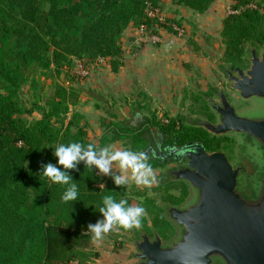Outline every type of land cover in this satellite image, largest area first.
Returning <instances> with one entry per match:
<instances>
[{
	"label": "trees",
	"instance_id": "1",
	"mask_svg": "<svg viewBox=\"0 0 264 264\" xmlns=\"http://www.w3.org/2000/svg\"><path fill=\"white\" fill-rule=\"evenodd\" d=\"M173 1L202 12L213 0ZM256 1L233 0L230 8L237 12L228 13L222 22L224 52L234 65L242 61L246 43L264 45V8L248 6ZM43 3L47 4L45 11ZM148 3L160 8V0H0V264L87 262L85 251L91 238L85 231L89 223L102 219L97 211L102 196L126 199L131 205L124 186H116L110 176L98 174L83 162L68 170L77 184L78 200H61L66 186L39 175L41 164L56 163L51 147L69 142L105 147L106 134L95 135L87 126L77 124L74 115L66 117L67 88L58 89L44 101L47 109H27L21 89L30 80L32 66L42 73L52 69L59 73L71 55L88 61L103 57L115 72L112 61L121 54L120 35L130 24L144 25L149 32L163 28L176 34L174 26L181 27L179 21L149 16ZM30 81L35 83L33 78ZM35 110L40 116L29 121ZM175 125L173 121L162 125L161 131L171 134L183 130L179 143L198 140L208 151L219 150V137H209L193 126L178 129ZM88 132L92 137L87 138ZM175 187H179V195L167 192L164 200L178 205L187 194V185L179 182ZM146 213L155 215L152 224L162 236L168 221L161 208L152 205ZM10 214L19 222L12 234H2Z\"/></svg>",
	"mask_w": 264,
	"mask_h": 264
},
{
	"label": "water",
	"instance_id": "2",
	"mask_svg": "<svg viewBox=\"0 0 264 264\" xmlns=\"http://www.w3.org/2000/svg\"><path fill=\"white\" fill-rule=\"evenodd\" d=\"M249 54L245 69L230 63L223 71L229 88L242 101L252 100L253 108L237 113L220 85L219 106L210 103L215 122L202 119L197 126L212 136H248L264 153V49L251 47ZM180 152L184 165L169 174L185 182L191 196L165 209L178 234L164 243L157 232H142L134 241L137 264H264V170L253 195L245 197L237 183L239 168L224 152L207 151L201 141L184 144Z\"/></svg>",
	"mask_w": 264,
	"mask_h": 264
},
{
	"label": "rangeland",
	"instance_id": "3",
	"mask_svg": "<svg viewBox=\"0 0 264 264\" xmlns=\"http://www.w3.org/2000/svg\"><path fill=\"white\" fill-rule=\"evenodd\" d=\"M253 4H258L261 9L264 8V0H257L256 3L254 2ZM41 7L45 11L47 9V4L43 3ZM133 27L136 30L137 27L130 24L120 35L119 41L121 45V54H119V56L112 61L113 66L116 64L115 72L121 69L123 63V47L124 45H127L129 34L134 31ZM251 47L256 46L252 45L251 43H246L244 45L242 61L238 65H234V63L230 62L229 57L225 55L224 50L223 52L217 53V61H219V63L215 65L213 69L214 74L209 78L199 74L195 69L190 67L189 63H184V68L186 69L185 73L184 71L182 72L181 69H178V72H176V82H178L177 85L179 86L177 93L173 94L172 96H162L161 98H158V96L146 95L102 96L103 100L98 96H93V98H88V96L80 97L78 89L75 85L65 84V81H69L72 84H79L80 80L82 79V77H79L78 73H76V60L78 58H74L71 55L69 56V63L65 62L59 67V73H54L53 69L46 70L45 73H42L39 68L32 66L29 77L30 80L33 78L35 83L31 84V81L29 80L23 85L21 89V98L27 109L35 106V109H38V106L45 107V109H47L46 106H44V101L47 100L49 96L55 95L58 92V89L67 88L65 89L66 91L64 90L65 94H68L66 97V103L68 104V113L66 115L67 118H69L71 115H74L76 123L87 126L89 131H91L93 134L100 136L106 134L108 142L105 144V146L112 145L118 149H131L133 151H140L144 142L139 139L140 137L138 134H124L121 132L124 131L123 126L125 123L132 120L133 117L136 116V113L144 116L148 123L154 127L169 125L173 121L176 124L175 126L181 127L189 125L205 131L203 128L198 127L197 124L202 119L211 121L213 118H215L209 101L212 100L214 102H219L217 94L219 93L220 85L224 87V93L226 94L228 100L234 102L237 113H242L252 109L254 105L253 101H242L238 97L237 93L229 88L228 84L230 82L226 78V74L223 71V69L229 68L230 63L242 69L243 67H247V57L250 56L249 49ZM224 48L225 47L223 45V49ZM256 49L262 50L264 49V45L257 46ZM113 62H115V64ZM107 64L108 68L111 69L110 63L107 62ZM206 81H209L210 83ZM194 83L196 84L195 87ZM200 88H207V90L200 91ZM95 110H101L104 112L99 116H94L92 115V111ZM114 111L115 113H112ZM39 116V112L35 110L28 117V120L32 121ZM186 119L189 121L188 123H191L187 124ZM193 124H196V126ZM125 131L127 132L129 130ZM171 134H168L167 137H169ZM90 137H92L91 133L88 132L87 138ZM209 137H212V135L209 134ZM215 137L220 138L218 139L219 150L225 154L229 153L228 160L232 164L233 155L230 152L232 151L231 149H233L238 136L227 134ZM137 139L140 141H137ZM115 142L117 143L114 145ZM148 162L151 164L153 173L157 178V183L150 187H146L143 185H137L134 182H130L127 186H124V191L129 200H132L131 204H141L145 208V211L151 208L152 205H155L161 208L162 214L166 218L165 209L170 204L164 200V196L167 194V192L178 196L180 189H177L179 187H175V183L183 181H176L173 178L167 177L165 173L166 168L163 169L166 166H161L158 164L157 160L149 159ZM170 166H172V164H169L168 168H170ZM113 172L117 173L118 169H114ZM165 185L167 187H164ZM186 190L187 194L184 200L178 205L184 204L190 198L191 190L188 185ZM146 199L151 201L146 202ZM147 214L148 213L145 214V223L142 224V227L139 229L133 228L131 230L122 231L114 229L107 233L104 239L99 243H94L92 239H90L85 251L88 253L89 261H84L82 264H92L96 262L100 255L99 252L100 249H102L101 247H104L103 250H108L109 252H114V249H117L120 253L125 255L127 260L131 261V264H137L139 260L134 257V253L136 252L134 241H138L140 239V234L142 232H147L149 236H152L154 232H157L152 224V219L155 215L152 216ZM167 221L168 227L162 236L157 232L162 237L164 243H169L171 240H173L179 231L171 221L168 219ZM18 222L19 219L17 216L10 214L4 223L1 233L7 235L12 234Z\"/></svg>",
	"mask_w": 264,
	"mask_h": 264
},
{
	"label": "crops",
	"instance_id": "4",
	"mask_svg": "<svg viewBox=\"0 0 264 264\" xmlns=\"http://www.w3.org/2000/svg\"><path fill=\"white\" fill-rule=\"evenodd\" d=\"M232 3L233 0H213L207 9L198 12L176 4L173 0H160L161 13L165 18L175 17L179 21L184 29L183 36L157 28L154 33L158 35V41L142 40L133 27L128 43L123 47V63L119 71H111L106 60L88 61L84 62L85 67L89 68L88 76L82 77L79 84L69 81H65V84L75 85L79 96L88 98L172 96L179 88L176 72L181 69L185 73L184 63H189L190 67L206 78L214 74L213 69L219 63L216 54L224 50L220 35L222 22ZM81 60L84 59L76 61ZM195 85L194 83V87ZM206 90L207 88H200V91ZM103 112L95 110L92 115L99 116ZM117 167L114 164L113 171ZM101 248L98 259L92 264H131L117 249L109 252L103 250L104 247Z\"/></svg>",
	"mask_w": 264,
	"mask_h": 264
},
{
	"label": "clouds",
	"instance_id": "5",
	"mask_svg": "<svg viewBox=\"0 0 264 264\" xmlns=\"http://www.w3.org/2000/svg\"><path fill=\"white\" fill-rule=\"evenodd\" d=\"M53 149L56 163L41 164L39 175L52 183L64 185L61 200L65 203L78 200V187L68 170H75L80 162L88 168H95L98 174L110 176L118 186H127L130 182L150 187L157 183L148 156L142 151L118 149L112 145L98 147L80 142L57 144ZM118 165V172H113V165ZM57 165L61 167H57ZM97 211L102 215L95 223L87 225L86 234H90L94 243L102 241L107 233L114 229L131 230L142 227L145 208L141 204H128L126 199L116 200L113 195H104Z\"/></svg>",
	"mask_w": 264,
	"mask_h": 264
},
{
	"label": "flooded vegetation",
	"instance_id": "6",
	"mask_svg": "<svg viewBox=\"0 0 264 264\" xmlns=\"http://www.w3.org/2000/svg\"><path fill=\"white\" fill-rule=\"evenodd\" d=\"M246 67H243L245 69ZM214 106H219V102H210ZM212 112L215 115V108H211ZM213 115V117H214ZM215 118L211 121L215 122ZM186 119V123H188ZM196 126V124H193ZM153 133L151 132V129ZM124 131H121L124 134H138L141 137L143 143V147L140 151L144 152L148 156V160H157L158 164L161 166H166L165 173L169 178H173L174 175L169 174L171 170H175L176 168L183 167L185 159L180 157V148L188 143L194 141H187L185 143H179L180 141V133H185L183 130H177L173 132L171 135L165 134L161 131L160 127H154L145 119L141 114H137L133 117L132 120L125 123L123 126ZM178 129H181L179 127ZM129 130V131H125ZM185 130V129H184ZM233 155V163L232 165L236 168H239L237 183L245 197H250L253 195L252 185H254L263 175L264 170V153L260 151L259 147L254 146V144L250 141L248 136L240 135L236 138L235 145L233 149H231ZM220 151V150H219ZM229 153L226 154L228 157ZM169 164H172L170 168H168Z\"/></svg>",
	"mask_w": 264,
	"mask_h": 264
},
{
	"label": "built area",
	"instance_id": "7",
	"mask_svg": "<svg viewBox=\"0 0 264 264\" xmlns=\"http://www.w3.org/2000/svg\"><path fill=\"white\" fill-rule=\"evenodd\" d=\"M248 6L250 7H256L254 4H249ZM146 12L149 16L156 18L160 21L164 20V16L161 13V9L158 7H154L151 4H147ZM237 10H232L231 8L229 9L228 13H236ZM139 38L142 40H152V41H158L159 37L156 33L154 32H149L144 25H140L137 28ZM174 30L176 31L177 36H183L184 35V29L182 27H177L174 26ZM105 59L103 57H96L94 62H103ZM77 62V72L79 77H86L89 74V68L85 67L84 62H88V60H81V61H76Z\"/></svg>",
	"mask_w": 264,
	"mask_h": 264
}]
</instances>
